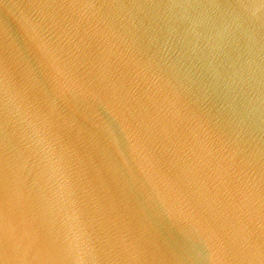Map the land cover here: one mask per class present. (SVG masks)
Wrapping results in <instances>:
<instances>
[{"label":"water","instance_id":"water-1","mask_svg":"<svg viewBox=\"0 0 264 264\" xmlns=\"http://www.w3.org/2000/svg\"><path fill=\"white\" fill-rule=\"evenodd\" d=\"M0 264H264V0H0Z\"/></svg>","mask_w":264,"mask_h":264}]
</instances>
